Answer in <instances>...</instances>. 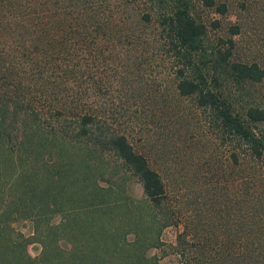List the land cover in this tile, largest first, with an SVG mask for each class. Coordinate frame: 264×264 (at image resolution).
Wrapping results in <instances>:
<instances>
[{
  "label": "trees",
  "instance_id": "obj_1",
  "mask_svg": "<svg viewBox=\"0 0 264 264\" xmlns=\"http://www.w3.org/2000/svg\"><path fill=\"white\" fill-rule=\"evenodd\" d=\"M123 1L0 0V264H158L147 250L162 243L169 221L164 182L146 151L103 115L113 96L103 91L101 75L109 67L123 86L125 74L115 68L123 63L126 76L142 79L140 57L150 38L169 64L171 90L116 96L142 113L169 101L177 119L187 98L230 144L239 189L224 202L234 235L220 237L205 259L181 251L180 263L264 264L262 180L250 192L249 183L241 190L237 182L264 160L256 125L264 121V100H249L243 87L264 79V65L233 59L230 38L223 47L208 44L190 0H146L147 10L125 18ZM201 1L224 10L223 2ZM128 17L134 28L124 30ZM152 22L155 32L146 33ZM124 172L140 182L142 196L127 193ZM21 219L32 221L31 234L15 226ZM30 241L40 244L36 254Z\"/></svg>",
  "mask_w": 264,
  "mask_h": 264
},
{
  "label": "rangeland",
  "instance_id": "obj_2",
  "mask_svg": "<svg viewBox=\"0 0 264 264\" xmlns=\"http://www.w3.org/2000/svg\"><path fill=\"white\" fill-rule=\"evenodd\" d=\"M215 1L224 3L223 11H219L214 5H205L201 0H190L192 12L206 24L207 43L223 47L226 44L224 40L230 38L233 41L231 49L233 59L255 61L264 65V0ZM113 7L114 3L106 8ZM147 9L146 0H126L121 2L120 7L124 18L126 14L134 16ZM126 25L130 27L126 26L124 30L134 28L129 17ZM232 26H236L237 31H233ZM155 30L154 22L145 29L146 33L152 34ZM151 41L150 38L148 42ZM148 42L144 45L140 57L142 79L135 77L139 75L138 73H128L126 76L127 72L121 67L123 63H118L115 67L125 74L123 78L126 83L123 86L115 82L116 77L109 67L101 74L102 82L106 86L103 91L113 96V101L108 102L110 104L103 115L112 128L127 135L136 149L146 151L149 164L157 170L164 182L166 194L164 210L169 221L160 232L162 243L148 249L147 254L155 256L153 259L157 260L158 264H181V251L187 255L192 252L197 258L204 256L205 259L209 254L215 255L218 250L217 240H220V237L234 235L233 214L228 204L225 206L224 202H227V197L233 195L235 191L238 193L239 189L232 182L235 168L228 163L230 144L227 139L219 137L214 132V127L208 124L204 112L193 107L187 98H182L186 105L182 118L177 119L178 113L169 101L165 105L145 109L147 112L145 114V111L140 112L143 109L133 101H122L123 97L119 99L116 96L125 92L137 93L142 89L146 91L153 89L162 94L171 90L169 85L171 73L165 55L154 47V41L147 45ZM141 84L143 86H140ZM243 87L247 89L249 100L251 98L264 100V79L260 82H245ZM256 125L264 134V121ZM105 156L114 166L115 156L111 153ZM245 171L248 175L246 168ZM124 174L122 185L127 193L133 197L142 196L140 182L130 173ZM104 175L110 176L108 173ZM211 175L216 178L210 177ZM242 179L237 181L240 182L238 185L241 190L249 183L250 192L251 185L255 186L256 180L259 179L262 180L264 187V160H259L252 173ZM104 180L100 182L104 183ZM208 189L214 191V196H218L219 199L211 201ZM57 219L58 216L53 218ZM15 226L24 234H31L30 219L18 220ZM128 237L130 238L131 234H128ZM39 248L40 244L37 241H30L27 244L30 254H36ZM198 264L207 263L199 261Z\"/></svg>",
  "mask_w": 264,
  "mask_h": 264
}]
</instances>
